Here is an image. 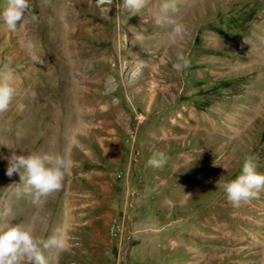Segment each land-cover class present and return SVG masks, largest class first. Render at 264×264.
Listing matches in <instances>:
<instances>
[{"label": "rangeland", "instance_id": "1", "mask_svg": "<svg viewBox=\"0 0 264 264\" xmlns=\"http://www.w3.org/2000/svg\"><path fill=\"white\" fill-rule=\"evenodd\" d=\"M29 2L15 32L0 18V228H62L49 264H264V191L237 207L223 189L247 156L264 174V0H177L174 45L163 0ZM13 151L69 158L61 190L17 199Z\"/></svg>", "mask_w": 264, "mask_h": 264}, {"label": "clouds", "instance_id": "2", "mask_svg": "<svg viewBox=\"0 0 264 264\" xmlns=\"http://www.w3.org/2000/svg\"><path fill=\"white\" fill-rule=\"evenodd\" d=\"M149 0H124V7L139 12L147 7ZM30 9L29 0H6V6L0 12L7 29L11 32L17 30L18 25L26 23L25 16ZM178 11L177 0H163L159 6V15L155 19L158 26H168V42L176 44L178 39L186 35V26L175 18ZM31 53L34 45L29 42L26 45ZM32 58L36 60V56ZM189 61L183 54L177 55L174 68L187 67ZM12 77L6 74L0 82V113L9 109L15 95V90L10 84ZM113 81L109 80L111 85ZM113 90L106 89V94ZM35 95V93H33ZM19 135V133H17ZM8 166L6 175L20 176V183L16 184L15 196L30 198L33 205H40L43 198L61 190L66 173L71 167L72 161L61 154H37L17 155L15 151L7 158ZM167 156L163 152H155L148 160V165L153 168H161L166 163ZM227 200L233 206H240L260 197L264 191V174L257 171L256 163L252 156H247L242 164L241 173L233 180L223 184ZM190 196V195H188ZM65 238L62 228H57L48 239L37 238L31 227L23 224H11L6 228H0V264H49L45 255L50 249L62 250L65 247Z\"/></svg>", "mask_w": 264, "mask_h": 264}, {"label": "built area", "instance_id": "3", "mask_svg": "<svg viewBox=\"0 0 264 264\" xmlns=\"http://www.w3.org/2000/svg\"><path fill=\"white\" fill-rule=\"evenodd\" d=\"M112 231H114V230H112Z\"/></svg>", "mask_w": 264, "mask_h": 264}]
</instances>
